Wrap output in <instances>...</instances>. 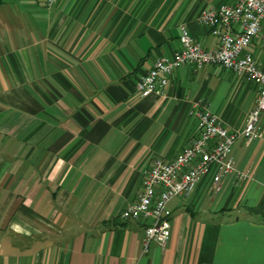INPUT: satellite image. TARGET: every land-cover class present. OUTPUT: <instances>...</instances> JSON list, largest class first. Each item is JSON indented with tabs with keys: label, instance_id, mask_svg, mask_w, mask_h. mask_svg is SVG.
Wrapping results in <instances>:
<instances>
[{
	"label": "crops",
	"instance_id": "0c3cea01",
	"mask_svg": "<svg viewBox=\"0 0 264 264\" xmlns=\"http://www.w3.org/2000/svg\"><path fill=\"white\" fill-rule=\"evenodd\" d=\"M227 0H0V264H264L261 134L238 138L234 173L213 167L167 203L170 236L143 251L144 222L121 220L152 159L197 133L194 102L241 128L257 88L219 65H183L165 95L136 80L178 47L179 24ZM249 50L264 67V48Z\"/></svg>",
	"mask_w": 264,
	"mask_h": 264
},
{
	"label": "built area",
	"instance_id": "2783aa9c",
	"mask_svg": "<svg viewBox=\"0 0 264 264\" xmlns=\"http://www.w3.org/2000/svg\"><path fill=\"white\" fill-rule=\"evenodd\" d=\"M56 0H45L51 6ZM217 37L214 48H204L190 33L186 23L179 24V47L169 55L155 58L153 65L135 82L138 96L165 95L171 74L183 65L202 68L219 65L254 84L257 96L241 128L229 127L205 102H194L190 110L197 121V133L170 159H152L142 180L137 197L119 212L121 220L136 218L144 222L143 251L151 241L165 246L171 222L167 203L175 195L188 193L213 167L212 179L234 173L247 175L236 167L231 154L238 138L245 142L261 134L260 117L264 112V67L249 46L259 40L264 48V0H227L205 9L197 17Z\"/></svg>",
	"mask_w": 264,
	"mask_h": 264
},
{
	"label": "rangeland",
	"instance_id": "374dc122",
	"mask_svg": "<svg viewBox=\"0 0 264 264\" xmlns=\"http://www.w3.org/2000/svg\"><path fill=\"white\" fill-rule=\"evenodd\" d=\"M168 207V206H167Z\"/></svg>",
	"mask_w": 264,
	"mask_h": 264
}]
</instances>
